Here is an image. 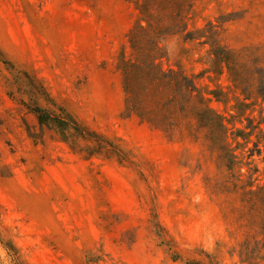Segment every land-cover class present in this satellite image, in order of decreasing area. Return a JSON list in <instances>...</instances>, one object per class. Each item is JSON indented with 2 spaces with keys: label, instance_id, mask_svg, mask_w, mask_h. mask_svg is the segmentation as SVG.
Here are the masks:
<instances>
[{
  "label": "rangeland",
  "instance_id": "374dc122",
  "mask_svg": "<svg viewBox=\"0 0 264 264\" xmlns=\"http://www.w3.org/2000/svg\"><path fill=\"white\" fill-rule=\"evenodd\" d=\"M263 185L264 0H0V264H264Z\"/></svg>",
  "mask_w": 264,
  "mask_h": 264
},
{
  "label": "trees",
  "instance_id": "16d2710c",
  "mask_svg": "<svg viewBox=\"0 0 264 264\" xmlns=\"http://www.w3.org/2000/svg\"><path fill=\"white\" fill-rule=\"evenodd\" d=\"M136 28L144 29L140 24H138ZM130 41H131L132 48H134L135 47L134 41H132V39H130ZM158 50H159V47L157 43H154V45L152 46V48L147 54L142 55L141 53V55H137L134 61L131 58H126L124 53L118 57L117 68L122 71L124 75V79H125V85L127 88L130 87V83L136 75H139V74L147 75V73H149L151 69L155 65H157L156 60L162 57L161 54H158ZM36 116L40 124H48L51 120L55 119V118L52 119L51 117H49L45 113H42L41 111H39ZM56 120L59 125L65 126V128H62L63 130L69 126V123H67V121L65 120H62V119H56ZM259 191L263 194V198H261V209L263 210V219H262L261 229H262V234L264 237V185L259 188ZM248 246L249 245L246 244L245 250H248ZM260 252L261 251H258L256 254H259ZM253 257L255 258L259 257L261 260H263L264 254L258 256V255H255L254 251H249V252L241 251L240 253V258L243 262L251 263L253 260L252 259Z\"/></svg>",
  "mask_w": 264,
  "mask_h": 264
}]
</instances>
